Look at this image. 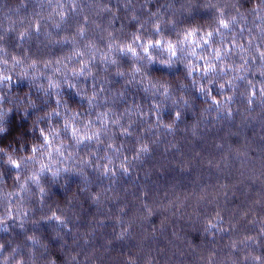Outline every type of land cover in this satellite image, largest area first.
<instances>
[{
	"label": "clouds",
	"instance_id": "1",
	"mask_svg": "<svg viewBox=\"0 0 264 264\" xmlns=\"http://www.w3.org/2000/svg\"><path fill=\"white\" fill-rule=\"evenodd\" d=\"M0 264H264V0H0Z\"/></svg>",
	"mask_w": 264,
	"mask_h": 264
}]
</instances>
